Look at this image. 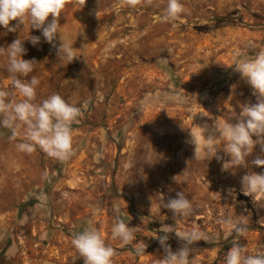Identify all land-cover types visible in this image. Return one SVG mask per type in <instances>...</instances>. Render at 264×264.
<instances>
[{
    "label": "rangeland",
    "instance_id": "rangeland-1",
    "mask_svg": "<svg viewBox=\"0 0 264 264\" xmlns=\"http://www.w3.org/2000/svg\"><path fill=\"white\" fill-rule=\"evenodd\" d=\"M181 2L186 12L162 22L166 0H137L135 6L66 0L58 18L62 41L57 34L55 47L41 30L28 32L27 22L0 35V48L25 38L22 58L36 63L32 73L18 78H39L35 103L59 94L82 112L72 125L74 154L65 162L39 148L19 152L20 138L11 140V131L0 127V264H83L78 254L73 260L71 233L93 217L114 248L112 264H163L159 236H168L173 252L183 246L174 231L163 230L197 225L209 241L190 246V264H224L221 246L230 241L249 254L264 252V205L241 191L243 175L264 172V165L252 163L264 158L261 144L246 157V167L222 171L229 159L222 147V160H202L192 143V135L201 139L203 128L228 115L227 107L239 114L240 105L257 102L229 66L234 48L242 58L264 50V0ZM28 34L40 36V43L33 46ZM62 43L73 44L79 55L66 65L57 56ZM6 60L0 55V89L19 100ZM177 192L199 205L193 216L158 211L160 194L167 202ZM221 211L233 219L248 217L246 234H229L218 222ZM118 219L135 233L134 244H146L144 255L111 238Z\"/></svg>",
    "mask_w": 264,
    "mask_h": 264
},
{
    "label": "clouds",
    "instance_id": "clouds-1",
    "mask_svg": "<svg viewBox=\"0 0 264 264\" xmlns=\"http://www.w3.org/2000/svg\"><path fill=\"white\" fill-rule=\"evenodd\" d=\"M66 0H0V27L8 32H15L20 24L27 22L32 29L41 30L44 41L55 47L54 41L59 34L61 40V24L59 17L63 12ZM137 0H122L121 6H135ZM151 3V0H148ZM186 9L181 0H166L161 20L166 22L174 20ZM51 19L49 20V16ZM16 21L10 25V21ZM29 42L36 46L40 43V36H27ZM25 39V38H24ZM24 39L13 40L6 48H0V55L6 56V69L12 74L11 84L21 99L9 100L10 93L0 89V127L11 131V140L20 138L16 144L19 152L32 154L39 148L48 157L65 162L73 153V128L72 125L82 115L81 109L75 104L66 102L59 94H51L39 103H35L36 89L40 80L32 76L25 82L18 77H27L34 71L35 59L22 58L27 49L23 46ZM62 41V40H61ZM57 56L66 65L79 55L74 51L73 44L62 43L57 49ZM238 48L232 51L233 67L240 74L252 90L257 102L240 105L237 114L231 107L228 115L216 121L212 129L203 128L202 138L197 140L192 134V143L195 145L194 156L199 155L202 160L222 157L218 155L221 149L229 156L221 165L222 171L234 170L237 166H247L246 157L253 151L255 144L260 143L264 151V50H260L252 57H244ZM183 100L182 95L177 96ZM163 109V108H162ZM235 118L236 123L231 119ZM208 132L205 136L204 133ZM253 136L256 139H253ZM257 166L264 165V158L252 161ZM234 174V172H233ZM42 179H48L45 172ZM178 182V181H177ZM185 182V181H179ZM178 182V183H179ZM241 191L245 196H251L254 201L264 205V172L259 174L251 172L241 177ZM232 193V190L229 189ZM259 197V199H254ZM233 198L235 195L233 193ZM163 207L172 212L174 217H191L199 205L186 197L184 192H177L174 198L164 201L163 194L158 200V211ZM219 223L224 224L229 234L235 233L243 236L248 230V217L241 215L233 219L221 211ZM95 217L87 222L83 230H74L71 233V244L75 250L73 260L83 258V264H112L114 248L106 243L104 235L95 227ZM164 233L174 231L178 240L183 241V246L173 252L166 243L168 236H159V244L164 250L163 264H190V248L195 242L209 241L208 234L200 227L192 226L180 230L169 228ZM156 237V234L153 236ZM111 238L120 241L121 246L131 245V251L136 256L145 254L146 244L143 241L133 243L135 233L122 219L111 228ZM215 260V257L212 258ZM224 264H264V252L257 251L249 254L248 250L238 242L233 243L224 257Z\"/></svg>",
    "mask_w": 264,
    "mask_h": 264
},
{
    "label": "trees",
    "instance_id": "trees-1",
    "mask_svg": "<svg viewBox=\"0 0 264 264\" xmlns=\"http://www.w3.org/2000/svg\"><path fill=\"white\" fill-rule=\"evenodd\" d=\"M235 242H237V241H230V242L222 244V246H221L222 254H224V253L226 254L227 251L231 248V246Z\"/></svg>",
    "mask_w": 264,
    "mask_h": 264
}]
</instances>
